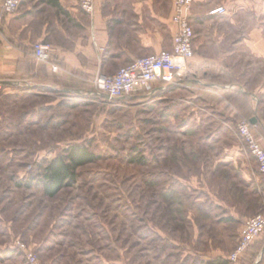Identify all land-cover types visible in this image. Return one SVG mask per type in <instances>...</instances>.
I'll return each mask as SVG.
<instances>
[{"label": "rangeland", "instance_id": "rangeland-1", "mask_svg": "<svg viewBox=\"0 0 264 264\" xmlns=\"http://www.w3.org/2000/svg\"><path fill=\"white\" fill-rule=\"evenodd\" d=\"M59 72L43 87L0 95V264H31L17 241L41 264H166L167 223L207 198L202 152L238 148L251 156L238 120L221 128L213 112L203 122L199 101L174 103L176 86L112 100L95 89V74L59 80ZM79 144L96 158L45 195L46 165Z\"/></svg>", "mask_w": 264, "mask_h": 264}, {"label": "crops", "instance_id": "crops-1", "mask_svg": "<svg viewBox=\"0 0 264 264\" xmlns=\"http://www.w3.org/2000/svg\"><path fill=\"white\" fill-rule=\"evenodd\" d=\"M2 3L0 78L15 82L13 92L25 81L37 87L51 81L49 65L31 56L37 40L51 44L59 80L77 71L112 74L138 57L172 49L173 0H95L91 15L80 10L78 0H22L12 13L4 12ZM221 6L224 12L211 13ZM191 7L195 53L187 64L193 78L183 77L180 85L187 88L180 95V85L168 92H174V103L181 96L186 104L199 101L203 122L210 124L217 112L221 128L255 118L264 145V0H193ZM202 153L208 160L202 187L207 198L190 202L183 218L167 223L165 241L173 249L165 263L264 264V233L238 261L229 259L243 221L264 213L256 160L238 148Z\"/></svg>", "mask_w": 264, "mask_h": 264}, {"label": "built area", "instance_id": "built-area-1", "mask_svg": "<svg viewBox=\"0 0 264 264\" xmlns=\"http://www.w3.org/2000/svg\"><path fill=\"white\" fill-rule=\"evenodd\" d=\"M21 1L3 0L2 10L6 13L15 12ZM192 2L193 0H173L171 19L175 24V33L171 51L164 50L138 57L134 61L120 66L112 74L98 73L93 80L95 89L106 98L122 100L129 96L148 98L161 87L180 85L185 73L189 71L187 61L195 53L193 48L195 33L190 18ZM78 3L80 10L87 15H91L95 11V0H78ZM221 12H224L223 6L211 11L214 14ZM31 56L39 62L48 64L51 70L58 71V66L51 54V44L49 42L34 41ZM15 85V82L11 79L0 78V95L8 87H14ZM30 85V82L25 81L20 86L28 87ZM236 130L246 149L256 160L264 183V145L262 139L255 133L254 125L249 119L240 118L236 122ZM262 233H264V213L258 212L246 218L243 221L239 241L229 253V259L238 261ZM16 245L25 251L31 264H41L37 261L34 253L25 250L22 243L17 241Z\"/></svg>", "mask_w": 264, "mask_h": 264}, {"label": "trees", "instance_id": "trees-1", "mask_svg": "<svg viewBox=\"0 0 264 264\" xmlns=\"http://www.w3.org/2000/svg\"><path fill=\"white\" fill-rule=\"evenodd\" d=\"M190 71V70H189ZM189 71L185 76L189 75ZM95 155L80 145L66 149L65 156L55 157L46 165L43 174L42 188L45 195L51 197L76 178V168L95 159Z\"/></svg>", "mask_w": 264, "mask_h": 264}, {"label": "water", "instance_id": "water-1", "mask_svg": "<svg viewBox=\"0 0 264 264\" xmlns=\"http://www.w3.org/2000/svg\"><path fill=\"white\" fill-rule=\"evenodd\" d=\"M254 121H255V118L250 119V122L254 123Z\"/></svg>", "mask_w": 264, "mask_h": 264}]
</instances>
